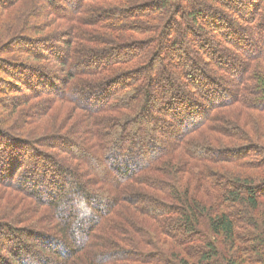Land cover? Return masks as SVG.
<instances>
[{"label": "trees", "instance_id": "obj_1", "mask_svg": "<svg viewBox=\"0 0 264 264\" xmlns=\"http://www.w3.org/2000/svg\"><path fill=\"white\" fill-rule=\"evenodd\" d=\"M42 1L61 40L0 64V264H264V0Z\"/></svg>", "mask_w": 264, "mask_h": 264}, {"label": "rangeland", "instance_id": "obj_2", "mask_svg": "<svg viewBox=\"0 0 264 264\" xmlns=\"http://www.w3.org/2000/svg\"><path fill=\"white\" fill-rule=\"evenodd\" d=\"M9 1L10 0H0V49H3L5 47V51L3 50V52H0V64H2L3 62L10 63L9 60L15 61L19 58L28 59V53L25 46L23 45L24 39L29 40L30 42L37 41L39 44L41 40L49 43L53 42L52 44H54V40H59L61 37L59 33L63 32L61 30L62 27L59 26L46 30V25L48 24V22L46 21L48 18L47 11L49 10V8L46 7V4H44L42 0H23V3L20 4V7L19 5L15 7L18 9V11L16 12H13L12 9L8 10L10 6L6 8L7 2ZM35 1L37 2L34 3ZM57 2H59V0H54V3L57 4ZM38 30H44L43 33H45L46 31V33H50L49 35H44L42 33L39 37V35L37 34ZM14 35H22L23 38L22 44L16 47V52L11 53L9 51L12 49L13 45L9 42L8 39ZM60 49L63 50L62 48ZM5 91L8 92L7 90ZM55 144V142H52V145L55 146ZM35 147L39 148L37 146ZM16 149L18 148H14V150ZM253 161L257 162L256 160ZM237 208L239 210H242V207ZM0 254H2L0 256L4 255L1 249Z\"/></svg>", "mask_w": 264, "mask_h": 264}]
</instances>
